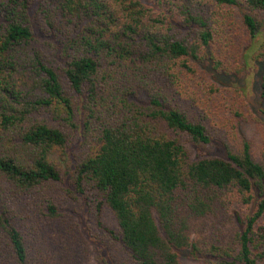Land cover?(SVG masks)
<instances>
[{
  "label": "trees",
  "instance_id": "16d2710c",
  "mask_svg": "<svg viewBox=\"0 0 264 264\" xmlns=\"http://www.w3.org/2000/svg\"><path fill=\"white\" fill-rule=\"evenodd\" d=\"M262 30L264 0H0V264H264V141L222 81Z\"/></svg>",
  "mask_w": 264,
  "mask_h": 264
},
{
  "label": "rangeland",
  "instance_id": "374dc122",
  "mask_svg": "<svg viewBox=\"0 0 264 264\" xmlns=\"http://www.w3.org/2000/svg\"><path fill=\"white\" fill-rule=\"evenodd\" d=\"M263 31V30H262ZM261 34V32H260ZM264 35V31H263ZM261 35L258 41L255 42V46H251L248 52L253 48H257L263 41L264 36ZM264 77V62H254L248 60L246 72L243 77L240 78H228L222 79L226 84L240 89L244 92L246 102L252 117L256 120L249 124L243 131V136L251 142L252 148L256 153L261 141H264V97H261V84ZM257 155V154H255ZM89 264H95L90 262ZM182 264H198L190 254L186 252L182 254Z\"/></svg>",
  "mask_w": 264,
  "mask_h": 264
}]
</instances>
